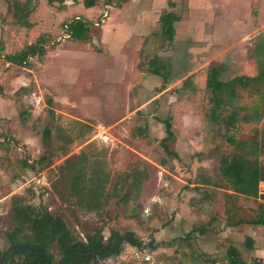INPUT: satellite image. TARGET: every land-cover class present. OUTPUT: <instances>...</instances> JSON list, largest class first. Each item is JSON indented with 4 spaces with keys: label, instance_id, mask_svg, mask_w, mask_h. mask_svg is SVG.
<instances>
[{
    "label": "rangeland",
    "instance_id": "374dc122",
    "mask_svg": "<svg viewBox=\"0 0 264 264\" xmlns=\"http://www.w3.org/2000/svg\"><path fill=\"white\" fill-rule=\"evenodd\" d=\"M123 1L127 5L120 10L101 2L87 9L37 0V10L27 20L36 22L30 28L16 23L18 0H0V11L7 4L0 12V251L8 248L4 232L14 227L11 202L19 196L24 204L62 218L78 241L96 231L104 240L111 230L131 231L147 246L123 245L119 255L97 264H230L232 247L244 264H253L243 229L236 234L232 226L256 219L260 203L240 196L231 205V188L219 163L234 152L231 138L248 146L258 142L257 160L264 165V86H258L262 95L252 87L239 88L231 106L213 122L205 83L212 65L224 67V81L258 73L254 48L264 38V0ZM153 3L157 9L150 12ZM23 6L21 12L35 10L31 2ZM145 11L148 31L159 36L151 35L152 47L134 57L137 41L131 32ZM106 12L104 21L121 17L123 24L119 37H102L111 52H100V26L94 23ZM164 12L180 17L172 42L156 24ZM85 19L91 23L83 41H58L66 33L64 23ZM41 36L46 40L43 56L23 66L6 60ZM135 71L147 81L148 91L140 99ZM130 83L137 84L127 91ZM141 104L131 123L111 127ZM234 109L238 121L228 130L226 117ZM255 109L261 113L258 122L241 119ZM165 120L172 127L165 145L176 157L160 144ZM125 146L145 155L148 165L116 155L110 163V154ZM259 191L264 193V187ZM50 251L59 258L55 243Z\"/></svg>",
    "mask_w": 264,
    "mask_h": 264
},
{
    "label": "trees",
    "instance_id": "16d2710c",
    "mask_svg": "<svg viewBox=\"0 0 264 264\" xmlns=\"http://www.w3.org/2000/svg\"><path fill=\"white\" fill-rule=\"evenodd\" d=\"M95 1L84 0L83 4L86 8H90L94 6ZM111 1L106 0L105 3L110 4ZM23 5L25 4L19 3L13 7L16 23L22 27H31L27 20L33 10L21 12V8H25ZM169 5L173 7L174 4L169 2ZM15 12L19 15L16 16ZM179 21L180 17L173 12H164L159 18L162 34L167 36L169 42L173 41L175 35L174 24ZM77 22L70 26L71 38L84 40L88 33V23ZM45 42L44 36H41L35 44L27 45L20 52L5 56V58L20 66L27 65L30 58L41 57L45 54V50L42 48ZM254 55L258 60V73L253 77L239 76L224 81L221 79L224 72L223 66L212 65L209 68L205 87L211 94L212 108L209 117L213 122H218L219 113L226 106H231V101L237 97L239 88L252 87L257 94L262 95L258 86H264V38L256 42ZM154 74L158 75V72L155 71ZM164 78L166 80L165 76ZM237 113L238 110L234 109L226 117L225 123L228 130L234 127L238 121ZM241 119L245 122H258L261 119V113L255 109L252 114H244ZM163 123L166 137L160 141V144L167 154L176 157L165 145V142L172 136L171 122L165 120ZM44 135L47 136V131L44 132ZM228 141L233 145L234 152L231 155L223 156L219 163L220 175L232 191L227 199L231 205L237 201L238 195L263 201L258 204L259 216L246 223L264 226V194H259L258 188L260 182L264 184V165H261L257 160L259 143L255 141L248 146V143L244 141H234L231 138ZM261 147L264 148V140L261 141ZM80 176L81 174L78 173L74 177V187H76ZM24 202L23 197L16 196L12 199L10 222L14 227L11 231L4 232L8 248L0 251V264H86L89 259H92V264H97L108 257L118 255L124 243L137 249L147 247L131 231L120 233L111 230L106 240L103 239L100 231H96L94 234H87L85 242L78 241L71 235L69 227L62 218L53 216L44 209H35ZM231 212L232 210H228L226 213L230 214ZM241 222L244 223L242 220L236 221L237 224ZM249 241L247 239V243ZM53 243L57 246L59 258H56L50 251ZM227 255L230 258V264H244L240 260L236 248H230Z\"/></svg>",
    "mask_w": 264,
    "mask_h": 264
},
{
    "label": "crops",
    "instance_id": "0c3cea01",
    "mask_svg": "<svg viewBox=\"0 0 264 264\" xmlns=\"http://www.w3.org/2000/svg\"><path fill=\"white\" fill-rule=\"evenodd\" d=\"M5 1V0H4ZM20 3H24V4H27V3H29V2H31L32 4H33V6H35V10H33L31 13H30V15L28 16V21H29V17L31 16V14L33 13V12H35L36 10H37V0H18ZM61 1V3H62V5H67V6H73V5H83V7H85L84 6V4H83V2H84V0H60ZM104 0H96L95 1V3H94V6L93 7H95L97 4H99L100 2L103 4V6L106 8L107 6L109 7V4H107V3H104L103 2ZM135 2H137V3H135ZM141 3V0H135L134 1V3L135 4H140ZM53 3H55V2H53ZM110 4H112L113 6H116V5H119L118 7L120 8V10H123V8L127 5V2H125V1H123L122 3L120 2V0H116V2L115 3H113V2H111ZM116 4V5H115ZM153 7H155L154 9H152L150 12H154V11H156V9H157V7H156V5L153 3V5H152ZM93 7H90V8H93ZM6 8H7V4H6V2H5V6H3V8L1 9V11L0 12H3L4 10H6ZM86 8V7H85ZM87 9H89V8H87ZM107 13V12H106ZM107 15H108V13H107ZM145 15H147L146 16V18L144 17ZM109 16V15H108ZM108 18L109 17H107V20H103L104 19V17L103 18H101L100 20H99V22H95V23H98V26H100L99 28H100V31H101V35H100V37H99V39H100V41H101V43H102V45L101 46H104L103 47V49H102V47L100 46V42L97 44V46H98V50L100 51V52H111V50H112V47H109L108 45H106L105 46V43H103L102 41H104V38H102L103 37V35L105 34V36H107L108 37V35H115L114 36V38L116 37H119L120 36V31H121V29H122V24H123V22H122V18L120 17V18H118V19H112V18H110L109 20H108ZM139 19H140V22H139V26H138V28L134 31V33L133 32H131V37L132 36H135L136 37V41H137V45H136V47H135V49H134V51H135V53H134V57H136L139 53H141L142 52V48H145V49H149V48H151L152 47V45H153V41H151V42H149V39H151V35H154V36H156V37H158L159 35H157L156 33H154V31L153 32H150V31H148V25H147V21H149L148 19V11H145L144 12V14H140V17H139ZM86 20V19H85ZM107 21H109V24H107ZM84 22H86V23H91V22H89V21H84ZM159 22V18H158V20L156 19V24ZM30 23V22H29ZM36 23V22H35ZM34 23V24H35ZM37 23H39V22H37ZM95 23H94V26H96L95 25ZM31 24V23H30ZM34 24L32 25L31 24V27H33L34 26ZM176 24V23H175ZM92 25V24H91ZM30 27V28H31ZM174 29H175V34H177V32H176V28H175V25H174ZM48 37V36H47ZM127 38L129 37V36H126ZM131 37H129V39L131 38ZM72 40H75V39H73V38H71ZM126 40V39H125ZM141 40V41H140ZM83 41V40H82ZM105 42V41H104ZM126 42V41H125ZM125 42H122V43H120L118 46L116 45L115 46V44H114V46H115V48H116V50L118 51L119 50V48H120V46H123L124 44H125ZM124 43V44H123ZM143 46V47H142ZM110 49V50H109ZM34 58V57H33ZM31 59V58H30ZM135 59V58H134ZM136 62V61H135ZM136 73H135V75L140 79V85H139V87H140V92H139V94H138V98L140 99V97L143 95V94H145V93H147V88H146V86H147V81H143V79H142V76L140 75V73H138V71H135ZM192 73L193 72H189V73H187V77L186 78H188V77H190L191 75H192ZM186 78H184V79H186ZM137 83H135V84H131L130 83V85L127 87V91H128V89H129V91H130V89H131V87H133V86H135ZM128 93H130V92H127V100L129 101L130 100V96L128 95ZM144 96V95H143ZM138 98H137V96L135 97V96H133L132 94H131V99L135 102V103H137L138 102ZM152 101V100H151ZM145 104H146V102H145ZM142 106V104L139 106V108H136L134 111H129V109H128V111H127V114H125V115H123L122 117H120L115 123H113L112 125H111V127H114V128H117V127H124L125 125H126V123H131V121L133 120V117H134V115H135V113H137L138 111H141V110H139L140 109V107ZM114 155H116V157L117 158H119V157H123V158H126V159H128V158H134L136 161H141L142 163H144V165L146 166V165H148V163H147V159H146V156L145 155H143V154H141V153H139L138 151H135V149H133V148H130V147H128V146H125V147H122V148H120L119 149V152L118 153H114L113 155L112 154H110V157H109V159H108V161H110V163L112 162V157L114 156ZM141 166H142V164H141ZM262 186V187H264V184L262 183V182H260L259 183V185H258V188H259V186ZM231 193H232V191H231ZM259 194H264V193H261L260 191H259ZM241 195H238V197H240ZM241 197H243V198H249V197H245V196H241ZM240 200H241V198H239ZM254 199V198H253ZM258 200V202L259 203H263V201H261L260 199H257ZM258 211H259V209H258ZM263 215H264V213H263ZM246 222H244V223H240V224H237V223H233V226H232V231H233V233H236V234H238V233H240V231L242 230L243 232H242V234H244L243 235V237H247V239H249L250 241H249V244H250V246H251V252H253L252 253V256L254 257L253 259H259L260 260V262L262 263V264H264V232H263V229H264V226H262V225H251V224H247ZM241 225H246L245 227L244 226H242L243 228H240L239 226H241ZM249 226V227H248ZM246 227H248V228H246ZM250 228H252V229H254L252 232L250 231ZM250 231V232H249ZM230 237V236H229ZM232 241H235L234 239H231ZM260 248H262V249H260ZM260 249V250H259Z\"/></svg>",
    "mask_w": 264,
    "mask_h": 264
},
{
    "label": "built area",
    "instance_id": "2783aa9c",
    "mask_svg": "<svg viewBox=\"0 0 264 264\" xmlns=\"http://www.w3.org/2000/svg\"><path fill=\"white\" fill-rule=\"evenodd\" d=\"M107 15V13H103L102 17H105ZM75 20H79V18H75ZM95 25H98V23H96ZM63 28L65 30V34H63L62 36H60L58 38V41L62 40V39H69L71 38V34H72V31L70 30V23H64L63 24ZM260 260L259 259H255V264H260Z\"/></svg>",
    "mask_w": 264,
    "mask_h": 264
},
{
    "label": "flooded vegetation",
    "instance_id": "af4514ba",
    "mask_svg": "<svg viewBox=\"0 0 264 264\" xmlns=\"http://www.w3.org/2000/svg\"><path fill=\"white\" fill-rule=\"evenodd\" d=\"M114 231H115V230H114ZM124 233H125V232H124ZM105 240H106V239H105ZM84 242H85V241H84ZM123 245H127V244H125V243L122 244V248H123ZM128 246H129V245H128ZM130 247H131V246H130ZM132 248H133V247H132ZM121 251H122V249H121ZM121 251H120V252H121ZM118 255H119V254H118ZM116 256H117V255H116ZM111 257H113V256H111ZM108 258H110V257H108ZM108 258H106V259H108ZM104 260H105V259H104ZM86 264H92V259H89L88 262H86Z\"/></svg>",
    "mask_w": 264,
    "mask_h": 264
},
{
    "label": "water",
    "instance_id": "95a60500",
    "mask_svg": "<svg viewBox=\"0 0 264 264\" xmlns=\"http://www.w3.org/2000/svg\"><path fill=\"white\" fill-rule=\"evenodd\" d=\"M46 211H48V210L46 209Z\"/></svg>",
    "mask_w": 264,
    "mask_h": 264
}]
</instances>
